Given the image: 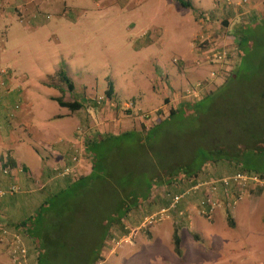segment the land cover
<instances>
[{
    "label": "rangeland",
    "instance_id": "374dc122",
    "mask_svg": "<svg viewBox=\"0 0 264 264\" xmlns=\"http://www.w3.org/2000/svg\"><path fill=\"white\" fill-rule=\"evenodd\" d=\"M12 1L14 0H4V6L6 7L7 3L11 4ZM26 1H30L31 4L25 7L23 23L17 15L13 18L0 17V70L4 71L0 77V83L7 84L10 80L14 87L16 85L19 87L17 88L19 91L22 89L26 101L33 103L35 107L33 106L31 113L26 115L28 119L39 117L42 113L60 112L58 105L52 102L46 109L42 108L44 93L42 88L49 87L52 95L55 92L58 93V89L50 85L60 83L57 77L58 72L66 71V67L69 66L76 73H90L98 78L108 76L117 88L121 89L119 92L123 100H120L118 107L111 108L107 105L95 107L93 106L95 101L92 100L88 101L89 107L97 108L98 113L103 110L109 113L116 114L120 111L126 114L125 117L128 118L126 131H140L143 127L150 129L155 123L143 122L138 117L139 112L158 111L161 113L160 117L164 118L171 107L169 103L165 104L162 98V87L148 79V75L154 70L156 59L158 61V54L164 56L173 65H178L181 63L178 55L182 53L190 56L191 49L195 50L196 37L202 32L214 31L215 34H224L235 48H239L242 41L236 32L240 28L248 29L251 39L240 49V52L244 53L242 73L262 72L259 82L264 89L262 83L264 79L263 0H256L254 3L257 6L256 9L251 3L253 0H249L243 8L235 9L239 14L236 12L237 15L232 16V19L228 17V13L221 15L216 13L210 16L209 13L197 14L202 16L201 23H205L210 17L206 25L201 24L198 17L199 27L195 17L193 21V15L188 10H183V7L172 8L166 3L164 6L163 3L157 6L155 4L157 0H142L138 7H134L137 6L135 4L137 0L125 5L126 7L120 5V0H118L119 4L115 1L108 4L109 0H100V2L97 0H24ZM184 1L188 2V0ZM224 1L217 0V2ZM216 11L217 8H214L211 12ZM36 13L39 15L34 20L31 17ZM251 18H254L256 22L249 24ZM259 20L260 23L257 22ZM131 25L133 27H130ZM209 25L211 28L208 27ZM155 29L163 30V34L153 37ZM144 40L153 44L145 47L142 43L144 42L145 45L149 43L146 44ZM236 60L237 56L234 61ZM183 62L184 66L188 65L187 60L183 59ZM195 65L202 69L198 70L202 75L196 79L191 76L186 79L185 86L180 88V92L189 86L202 83L204 87L200 98L221 86L234 69L233 66L231 72L226 74L225 68H219L216 74L217 79L212 80L210 72L216 69L215 65L214 68L206 64ZM38 91L41 95L37 94ZM147 96L154 97V107L147 108L148 105L145 104ZM140 97H143L140 103L144 106L143 110L136 111L138 114L136 116L133 110L136 103L140 101ZM178 100L179 103L183 101L179 97ZM39 109L41 112L37 111ZM191 123L184 122L183 127L181 126L178 130H171L169 126L160 129L154 136L155 140L153 139L150 144L147 143V146L153 148L154 153H145L148 150H142L146 147L144 148L145 145L141 144L139 139L133 142H119L116 146L117 152L110 154L105 182L92 189L94 205H91L92 201H87V197L83 195L80 206H77V208L81 207L78 215L83 218L94 216L96 220H99L96 221L97 223L104 220L106 212L110 209L114 212L115 205H121L122 192L130 187L133 176L137 175V172L140 175L142 168L146 167L143 174L156 175L159 166L166 168L169 165L168 162L174 160L169 157L175 151V159L179 155L180 160L187 159L184 160L183 166L188 163L195 165L196 160L193 159L195 162L191 160L190 155L193 154L203 133L205 137L210 134L208 130L204 132L205 127L199 133H192L190 134L192 136H189L186 130L191 128ZM197 127L198 125L195 129ZM220 131L221 129L218 128L211 130L212 133ZM158 148L161 149L158 150ZM161 173L166 175L165 171ZM233 175L236 174L229 165L211 163L205 165L199 173L195 191L191 190L193 186H190V181L182 183L181 189L186 195L181 202L192 197V203L189 205H192L194 210L190 216H198L203 222L212 223L220 204L224 208V216H222V219L225 218L224 223L208 229L210 235L200 232L197 226L190 229L185 223L174 224L173 211H177L178 216L184 215V212L177 210L178 206L169 210L162 220L149 223V217L169 207V201H166L164 193L172 188H169L167 184H156L150 198L144 200L140 208L130 213L124 220L127 233L121 232L117 227L112 229L113 238L102 250L103 261L97 264H264V196L262 195L264 184L249 183L248 186L241 188L231 183L227 192L218 186L213 196L216 202L214 209L211 211L209 206L204 204L208 186L212 182ZM226 194L230 199H227ZM246 198L252 199V215L244 200ZM245 205V208L242 207ZM233 208L238 209L237 226L230 228L226 223V211H230L231 215ZM22 215L20 214L17 218L22 219ZM70 216L74 217L76 214L70 213L68 217ZM88 220V218L78 219L74 222L73 230L76 229V231H73V234L76 239V255L79 256L78 264H89L93 258L92 245L88 243L87 234L96 233L99 226L95 225L88 230ZM39 225L41 224H36V228ZM68 226V222H65L63 227L58 223L54 228L41 226L43 231L51 237L49 238V244L53 246L51 253L56 250L60 238L65 237L69 232ZM174 229L180 233L179 236L183 242L180 254H176L173 239H167V235H173ZM155 230L166 232V238L157 239ZM10 231L12 232V229ZM197 233L200 234L201 241H196ZM18 235L29 250L30 264H35L36 248L42 244V240L33 238L30 241L24 233L19 232ZM3 248L5 247L1 243L0 264H11L8 251L5 252L7 248ZM67 255L68 252L65 250L59 251V254L54 257L53 264H62L61 259Z\"/></svg>",
    "mask_w": 264,
    "mask_h": 264
},
{
    "label": "trees",
    "instance_id": "16d2710c",
    "mask_svg": "<svg viewBox=\"0 0 264 264\" xmlns=\"http://www.w3.org/2000/svg\"><path fill=\"white\" fill-rule=\"evenodd\" d=\"M174 1L183 8L195 11L189 2L184 0ZM262 5L264 8V0ZM255 22L256 20L252 21V23ZM257 22L260 23V20ZM236 35L241 37L242 45H246L251 39L246 28H240ZM242 45L236 48L237 60L233 63L234 69L224 79L223 84L214 91L209 92L199 100L181 101L173 104V106L171 105L168 115L163 119H158L150 129H144L143 127L140 131H126L117 135L102 133L86 142L84 151L91 159L90 173L70 181L64 189L51 195L38 208L34 216L19 226L24 228V234L30 241L33 238L42 240V244H39L36 248L35 264H53L54 257L59 254V251L63 250L68 252V255L61 259L63 260L62 264H78L79 256L76 255V239L73 234V231H76V229L73 230L74 222L78 219L87 218L89 219L87 221L88 230L95 225L99 226L96 233L87 234L88 243L92 245L93 256L89 264L102 262V250L106 243L113 238L112 229L117 227L121 232L127 233L124 220L130 213L138 210L144 200L150 198L151 191L154 186H157L156 184H167L169 188H172V190L167 188L168 190L164 193L166 201H169V197H166L167 193L176 194L181 192L183 190L181 189L182 183L185 181L188 180L190 186H195L199 173L207 164L225 163L232 168L235 174L264 180V89L261 88L259 82L262 72L242 73V56L244 54L240 52ZM57 77L60 83L67 88V92L71 94L74 87L65 73L59 71ZM262 83L264 84V79ZM107 88L105 95L92 100L95 101L93 103L95 107L96 105L99 106L97 102L102 97L105 102L111 103L109 98L112 96L113 86L109 81ZM56 101L60 107L71 112L83 109V103H86L84 100L77 102L75 99L72 102H63L61 98ZM104 101L102 105H107ZM188 121L192 122L191 128L189 130L185 129L189 136H192L190 135L192 133H199L205 127L204 132L208 130V134H210L205 137V133H203L193 154L190 155L191 160H196V162L193 160L195 165L188 163L183 166L184 160L187 159L180 160V155L175 159V151L169 157L174 160L168 162L169 165L166 168H163L162 165L159 166L156 175L143 174L146 167L142 168L140 175L137 172V175L133 176L130 187L122 192L121 205H115L114 212L112 209L106 212L104 220L97 223L96 221L99 220H96L94 216L83 218L78 215V212L80 213L78 210L81 207L77 208V206H80L82 196H86L87 201H92V195H94L92 189L105 182L110 154L117 152L116 146L119 142H133L139 139L138 141L145 145L144 148L146 147L142 150H148L145 153H154L153 148L147 146V143L150 144L153 139L155 140L154 136L160 129L169 126L172 128L171 130H178L181 126L183 127L184 122ZM197 125V129H195ZM212 128H218L221 131L212 133ZM160 149L158 148V150ZM159 152L161 154V151ZM70 165L72 164L67 162L56 170L61 178L71 179L60 175L63 169ZM161 171H165L166 175L162 174ZM116 201L118 202L119 199ZM94 203L95 200L92 201L91 205H94ZM70 213H74L76 216L68 217ZM226 221L229 227H234L228 210L226 211ZM65 222L69 224V232L65 237L60 238L56 250L51 253L50 251L53 249V246L49 244V238L51 237L43 231L41 226H52L54 228L58 223L63 227ZM36 224L41 225L36 228ZM35 228L36 231H34ZM12 231L19 234L16 230ZM173 242L176 254H180V238L177 229H174L173 232Z\"/></svg>",
    "mask_w": 264,
    "mask_h": 264
},
{
    "label": "crops",
    "instance_id": "0c3cea01",
    "mask_svg": "<svg viewBox=\"0 0 264 264\" xmlns=\"http://www.w3.org/2000/svg\"><path fill=\"white\" fill-rule=\"evenodd\" d=\"M3 1L0 0V17L13 18L17 15L20 22L23 23L22 19L24 18V11L26 10L25 7L29 6L31 2L14 0L11 4L7 3L5 7ZM97 1L100 2V0ZM113 1L119 4L118 0H109L108 4ZM141 1L120 0V5L124 7L131 2H136L135 4L137 6L134 7H138ZM157 1L155 3L157 6H161V3L164 6V3H166L172 8L176 7L177 9V7H181L174 0ZM188 2L195 11L186 8L182 9L192 13L193 21L195 17V22L198 27L197 14L209 13L210 16V14L217 13L221 15L228 13L230 19L233 18L232 16L239 14L235 10L239 8L235 6L237 0H232L233 6H226L223 2H217V0H212V3L211 0H188ZM251 3H256V0H253ZM253 6L256 9V4ZM214 8H217V11L211 12ZM38 15L36 13L31 18L36 20ZM253 20L254 18H251L249 24H252ZM130 27L133 26L131 25ZM158 34L161 36L163 30L155 29L153 37H158ZM149 37L151 38V35ZM144 41L147 42L148 40ZM146 44L148 45H145L144 42L142 43L145 47H149L153 43L147 42ZM159 53L162 54L160 51ZM158 56V61L156 59V65L154 70H152V74L148 75V79L150 82L162 87V98L165 104H177L179 102L180 88L185 86L186 79H189L190 76L196 79L202 75L198 71L202 69H199L194 63L197 60V54L194 49H191L190 56L181 53L178 55L181 61L178 65H173L164 56L162 57L159 54ZM183 59L190 63L187 62L188 65L184 66ZM65 70L60 71L65 73L74 87L70 94L71 98L69 99L67 88L61 83L50 85L59 91L58 93L55 92L54 95H52L49 87L43 86L42 108L46 109L51 102L58 105L56 100L59 98L63 102H72L73 99L77 102H81L82 100L86 101V103H83L84 108L79 111L71 112L58 105L60 109L58 113H39V117L28 119L26 115L31 113L34 105L26 101V96L22 89L19 91L17 89L19 87L17 85L14 87L12 85L13 82H10V80L7 82L5 88H0V194L7 191L11 186H17L20 189L19 192L13 195H0V228H9L20 232V234H22V231L24 233V228H20L19 226L34 216L38 208L51 195L64 189L70 181L76 180L61 178L56 170L60 169L67 162L71 164V158L77 156L79 158L78 167L80 176L88 175L91 171V159L84 151L86 142L102 133L117 135L127 129L125 128L128 121V118L125 117L126 114L120 111L116 114L114 112L109 113V111H101L98 113L97 108L95 109L88 105L89 100H94L105 95L108 89L105 85H108L109 81L113 86L112 96L109 98L110 102L113 106L118 107L120 100L123 99L120 95L121 89L119 87L117 88L113 80L108 76L98 78L90 73H76L69 66ZM37 94L41 95L39 91ZM142 99L143 97H140V101L136 103L133 110L136 116L138 115L137 112L143 110L144 104L140 103ZM146 99L145 104L148 105L147 108L154 107V97L147 96ZM37 111L39 112L40 109ZM6 165L13 166V170L8 175L2 173V168ZM262 195L264 196V194ZM191 199L192 197L189 199L186 198L178 205L177 210L184 212V215L178 216L177 211L172 212L174 224L185 223L189 225L190 229H194V226H197L200 232L203 231L205 234L210 235L208 229L213 228L217 224L224 223L223 220L225 221V218L222 219V216H224V208L221 207V204L213 216L212 223L209 221L207 223L203 222L202 218L198 216H190V213L194 210V207L189 205L192 203ZM227 199L230 198L227 196ZM244 200L251 213L253 211L252 199L246 198ZM246 205L242 207L245 208ZM188 211H190L189 214L187 213ZM237 211V208L236 210L233 208L231 211L234 227L237 226ZM20 214H23L22 219L17 218ZM155 233L157 239L159 237L166 238V232L164 231L156 232L155 230ZM172 237L173 235H167V239L172 240ZM195 238L196 241L202 240L198 233ZM182 246L183 242L180 238V253Z\"/></svg>",
    "mask_w": 264,
    "mask_h": 264
},
{
    "label": "built area",
    "instance_id": "2783aa9c",
    "mask_svg": "<svg viewBox=\"0 0 264 264\" xmlns=\"http://www.w3.org/2000/svg\"><path fill=\"white\" fill-rule=\"evenodd\" d=\"M249 0H237L235 6L239 7V9L243 8V6L247 5ZM226 6H233L232 0H225L223 2ZM202 16L199 17V22L201 23ZM210 17H208L205 23H201L206 25L209 21ZM208 27L211 28V25ZM214 32V31H213ZM213 32H202L195 39V51L197 53V60L195 64H206L208 66L215 65L216 69L210 72V78L212 80L217 79L216 74L219 68L226 69V74L231 72L233 68V63L236 56V48L232 45L233 43L229 41L224 34H215ZM4 74V71L0 70V77ZM6 84L0 83V88H4ZM204 84L197 83L194 86H189L185 90L179 92V99L183 101H193L199 100L200 93L202 92ZM103 99L98 100V104H103ZM105 102V101H104ZM108 107H114L113 104L105 102ZM163 113V112H162ZM161 113L158 111L154 113H141L139 112V119L143 122L147 123H156L158 119H163L160 117ZM157 118V119H156ZM165 118V117H164ZM155 121V122H153ZM79 158L77 156H73L71 158V164L69 167L64 168L60 173L61 176L70 177L71 179L78 178L80 176V171L78 167ZM13 170V166L6 165L2 168V173L4 175H8ZM234 184L238 187H246L249 183H260L264 184V180H260L257 177H249L246 175L236 174L229 178H223L219 181L212 182L207 189L205 194L204 204L209 206V209L212 211L216 205V202L213 199L214 193L218 189V186L221 187L225 192L229 190L230 184ZM196 186V185H195ZM195 186L191 188L192 191H195ZM20 189L17 186H11L6 192L1 193L0 195H13L16 194ZM186 193L182 190L176 194L167 193L166 197H169V207L168 209H162L157 214L149 217V223L160 221L167 216L169 210L175 209L181 200L185 197ZM203 204V205H204ZM180 214V213H179ZM3 244L5 248H7L9 259L11 264H30V257L28 254V249L23 243L21 237L15 233L11 232L9 228H0V244Z\"/></svg>",
    "mask_w": 264,
    "mask_h": 264
}]
</instances>
